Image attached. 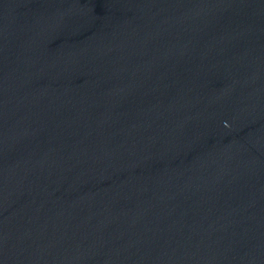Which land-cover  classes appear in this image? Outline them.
<instances>
[{
  "label": "water",
  "instance_id": "1",
  "mask_svg": "<svg viewBox=\"0 0 264 264\" xmlns=\"http://www.w3.org/2000/svg\"><path fill=\"white\" fill-rule=\"evenodd\" d=\"M0 264H264V0H0Z\"/></svg>",
  "mask_w": 264,
  "mask_h": 264
}]
</instances>
